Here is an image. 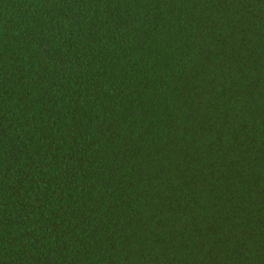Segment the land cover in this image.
<instances>
[{
  "label": "trees",
  "instance_id": "obj_1",
  "mask_svg": "<svg viewBox=\"0 0 264 264\" xmlns=\"http://www.w3.org/2000/svg\"><path fill=\"white\" fill-rule=\"evenodd\" d=\"M0 264H264V0H0Z\"/></svg>",
  "mask_w": 264,
  "mask_h": 264
}]
</instances>
